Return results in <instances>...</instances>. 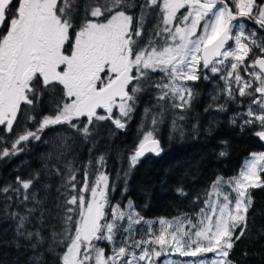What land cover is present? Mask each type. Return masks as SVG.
<instances>
[{
	"label": "snow or ice",
	"instance_id": "1",
	"mask_svg": "<svg viewBox=\"0 0 264 264\" xmlns=\"http://www.w3.org/2000/svg\"><path fill=\"white\" fill-rule=\"evenodd\" d=\"M201 82L205 113L264 141V0H0V162L46 146L39 167L24 161L0 184V219L28 264H244L238 244L264 237L249 216L264 151L191 196L178 184L187 210L171 217L124 199L130 172L163 151L160 125L184 137ZM145 97L113 178L101 129L126 132Z\"/></svg>",
	"mask_w": 264,
	"mask_h": 264
},
{
	"label": "trees",
	"instance_id": "2",
	"mask_svg": "<svg viewBox=\"0 0 264 264\" xmlns=\"http://www.w3.org/2000/svg\"><path fill=\"white\" fill-rule=\"evenodd\" d=\"M198 87L201 98L193 102L184 137L181 139L172 133L170 123L166 120L160 125L157 133L163 151L159 156L152 154L143 158L129 174L124 199L130 197L146 217H171L177 208L187 210V199L182 200L174 192L178 184L182 183L191 196L197 189L205 187L217 173L224 176L233 175L250 153L264 149L259 138L250 132L241 134L237 129L231 128L227 123V113H205L206 92L210 86L201 82ZM146 100L147 97L142 99L141 107L137 109L126 132L108 137L107 131L101 129L103 138L97 145L96 152H109L107 170L113 178L122 167L126 168L122 155H126L136 141L141 109ZM213 117L219 122L212 124ZM196 123L199 128L194 132L191 125ZM221 141H228V155L225 157L219 156V152L225 150ZM29 148L30 151L11 161L0 162V184L10 180L15 175L16 166L24 161L27 162L24 168L28 165L39 167V157L46 150V146L37 143L30 144ZM87 156L85 147L80 159L84 160ZM252 196L253 207L249 216L255 215L256 226L253 233L256 234L257 229L264 226V189L252 190ZM120 198L121 187L117 186L113 199ZM145 205L147 207H144ZM244 251L249 253L244 264H264V237L244 240L238 244L233 258L241 260V253ZM30 255L31 253L25 252L23 247L17 250L13 246L11 222L0 219V264H28Z\"/></svg>",
	"mask_w": 264,
	"mask_h": 264
},
{
	"label": "water",
	"instance_id": "3",
	"mask_svg": "<svg viewBox=\"0 0 264 264\" xmlns=\"http://www.w3.org/2000/svg\"><path fill=\"white\" fill-rule=\"evenodd\" d=\"M261 141V140H260ZM261 143L263 144V146H264V141H261ZM149 155H152V154H148L147 156H149Z\"/></svg>",
	"mask_w": 264,
	"mask_h": 264
},
{
	"label": "rangeland",
	"instance_id": "4",
	"mask_svg": "<svg viewBox=\"0 0 264 264\" xmlns=\"http://www.w3.org/2000/svg\"><path fill=\"white\" fill-rule=\"evenodd\" d=\"M262 151H264V149ZM184 259H187V258H184Z\"/></svg>",
	"mask_w": 264,
	"mask_h": 264
}]
</instances>
